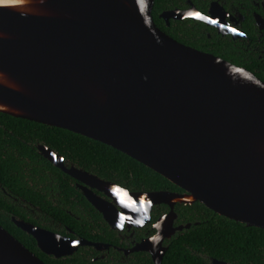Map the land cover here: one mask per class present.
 Wrapping results in <instances>:
<instances>
[{"label": "water", "instance_id": "obj_1", "mask_svg": "<svg viewBox=\"0 0 264 264\" xmlns=\"http://www.w3.org/2000/svg\"><path fill=\"white\" fill-rule=\"evenodd\" d=\"M154 3L0 0V112L110 145L182 188L184 193L130 192L37 145L42 156L81 182L111 228L144 226L154 205L167 204L155 235L132 248L163 264V242L191 227L175 226L177 203L199 201L264 229V81L164 33L153 19ZM162 16L206 20L179 10ZM114 188L128 192L135 207L122 204ZM13 221L55 258L88 243ZM0 264L46 263L0 225Z\"/></svg>", "mask_w": 264, "mask_h": 264}, {"label": "trees", "instance_id": "obj_2", "mask_svg": "<svg viewBox=\"0 0 264 264\" xmlns=\"http://www.w3.org/2000/svg\"><path fill=\"white\" fill-rule=\"evenodd\" d=\"M184 1L155 0L152 15L161 30H164L160 17L162 11L182 7ZM233 64L242 65L241 62ZM38 144L49 146L70 165L74 164L132 192L184 191L110 145L64 128L0 112V225L46 264L91 263L85 249L60 258L42 252L36 239L14 223L13 216L65 235L67 226L77 235L91 240L112 241L114 230L78 193L71 184L74 179L40 154ZM82 209L93 215L94 226L98 225L101 230L99 236H94L93 230L85 223L88 221L77 219L82 217ZM160 210L166 211L167 208L155 209L152 222ZM175 211L178 223H191V227L169 240L163 264H207L209 259L230 264H264V229L219 215L199 201L177 204ZM129 263L153 264L145 258Z\"/></svg>", "mask_w": 264, "mask_h": 264}, {"label": "flooded vegetation", "instance_id": "obj_3", "mask_svg": "<svg viewBox=\"0 0 264 264\" xmlns=\"http://www.w3.org/2000/svg\"><path fill=\"white\" fill-rule=\"evenodd\" d=\"M183 5L182 7L179 6L162 11L160 17L164 22V30H162L164 33L184 45L213 54L232 64L241 62L242 65L238 64L237 66L251 71L264 81V0H185ZM175 10L189 13V15L191 13H199L200 16L206 17V20L204 21L199 17L193 16H183L180 18L169 17V19L166 20L162 16L164 12ZM212 21H216V23H212ZM233 29H235V31H233ZM65 163L70 165L68 162ZM70 177L74 179L71 184L78 190V193L88 201L82 189L81 182L72 176ZM93 191L106 200L112 201L111 198L105 196L97 189H93ZM178 193H184V191H179ZM71 200H73V198H71ZM116 205L118 210H121L120 206L118 204ZM176 205L174 206V210ZM163 206H165L167 210L156 212L158 216L155 221L152 222L154 210L161 209ZM169 210L170 207L167 204H157L153 207L150 221L144 226H128L127 222L123 221L125 223L122 229L110 227L114 230L112 241L91 240L84 236L77 235V233L67 226L65 227L66 235H61L73 240H84L88 242L80 245L74 253L80 249H85L88 251L87 256L90 257L91 264H113L114 262L117 264L118 262L121 264H130L129 262L133 260L144 258L150 260L154 264L153 258L148 251H134L132 248L141 244L144 239L155 235L156 229L154 228V224L159 218L167 214ZM69 213L73 216L75 215V213L71 211H69ZM80 213L82 217H77V219L82 222L88 221L89 223H85L93 230L94 236H99L101 230L98 225L94 226L93 215H91L90 212H85L84 209H82ZM177 219L178 214L174 223L175 226L182 224L178 223ZM93 226L95 228H93ZM178 232H176V234ZM176 234H174L171 239ZM169 240L170 239H166L163 242V245L167 246V250L169 248ZM96 244H98V246H96ZM201 256L206 258V255L201 254ZM213 260L214 259H209L207 264H212Z\"/></svg>", "mask_w": 264, "mask_h": 264}, {"label": "snow or ice", "instance_id": "obj_4", "mask_svg": "<svg viewBox=\"0 0 264 264\" xmlns=\"http://www.w3.org/2000/svg\"><path fill=\"white\" fill-rule=\"evenodd\" d=\"M190 15L199 16L200 14L199 13H193V14H190ZM212 23H216V21H212ZM233 31H235V29H233ZM112 191L121 197L120 202L122 204H126L127 206H130V207H135L136 201L135 200H131L129 198L128 192H122L121 189H119V188H114V189H112ZM138 223H139V221H138Z\"/></svg>", "mask_w": 264, "mask_h": 264}]
</instances>
